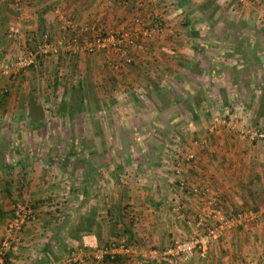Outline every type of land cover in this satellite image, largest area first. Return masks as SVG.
<instances>
[{
  "label": "crops",
  "instance_id": "obj_1",
  "mask_svg": "<svg viewBox=\"0 0 264 264\" xmlns=\"http://www.w3.org/2000/svg\"><path fill=\"white\" fill-rule=\"evenodd\" d=\"M167 1L0 0V61L40 33L70 31L57 10L80 36L118 27L137 36L129 53L45 49L32 66L0 72V238L16 205L33 214L2 264H76L74 253L95 264L89 251L111 239L131 243L142 264H171L151 249L187 238L211 195L226 210L264 212V138L243 134L264 127V0H216L237 26L213 29L178 25L191 17L186 0ZM157 20L173 26L158 30ZM178 128L198 141H168ZM119 256L114 264H126ZM183 264H264V226L225 232Z\"/></svg>",
  "mask_w": 264,
  "mask_h": 264
},
{
  "label": "built area",
  "instance_id": "obj_2",
  "mask_svg": "<svg viewBox=\"0 0 264 264\" xmlns=\"http://www.w3.org/2000/svg\"><path fill=\"white\" fill-rule=\"evenodd\" d=\"M20 0H14L15 5H19ZM57 10V8H56ZM59 19H61L62 28L76 29L74 21L64 16L59 10H57ZM146 31L151 32L153 28H144ZM60 36L56 42H51L47 38V33H42L38 40L33 41V44L27 46L26 49L20 51L9 63L0 62V71L9 74H14L20 69L30 66L35 62L36 56L41 54L45 49H49L51 52L56 53L59 49H66L72 46H77L88 52H92L104 45H114L118 43L119 39L125 36L124 32H114L109 29L103 33H99L93 37L80 36L72 33L67 38ZM213 122L226 125L229 122L227 113H216L213 117ZM250 140L264 138V127L253 126L246 128L243 131ZM184 161H189L194 158L192 151L187 150L182 155ZM179 157L173 164L172 170L176 176H180L182 173V162ZM180 188H184V181L180 179ZM261 213V217L260 216ZM33 218V214L29 208H24L21 205H16L13 208V215L5 225L4 232L0 238V264H2L6 252L12 246V240L15 238V232L20 229L22 224L26 220ZM260 222L264 226V212H259L252 209H237L226 210L219 203L215 195H211L206 200H203V204L199 210L193 215V228L191 234L184 239H174L167 245L163 251L151 249L153 255L160 256L167 259L171 264H183L189 260L192 256L198 258H204L208 246L213 241L218 240L225 232H229L234 228H241L243 230H249L253 224ZM134 246L127 244L123 240L111 239L103 245L90 250L88 257L95 264H104L102 260L107 257L109 260L115 259L119 254H123L128 260L126 264H142V259L137 256ZM145 255H141L144 257ZM71 261L76 264H88L87 259L82 255L72 254Z\"/></svg>",
  "mask_w": 264,
  "mask_h": 264
},
{
  "label": "rangeland",
  "instance_id": "obj_3",
  "mask_svg": "<svg viewBox=\"0 0 264 264\" xmlns=\"http://www.w3.org/2000/svg\"><path fill=\"white\" fill-rule=\"evenodd\" d=\"M154 1V0H153ZM161 2H166L167 0H160ZM165 7L164 9H169L170 10V3L167 1L165 4ZM182 7H181V6ZM186 8L188 9L187 13L189 14V16L191 17H187L186 15L183 16V14L181 15L182 17L179 18V20L177 21V24L181 26L184 25V20L187 19V27H194V26H199L201 28H209V29H213V28H216V27H219V26H226V25H230V17H232V12L231 10H226V8H228L226 5L222 4L221 2H218L216 0H186L184 2H181L179 4V6L181 7V11L184 10L185 6ZM161 8V7H160ZM176 9V8H175ZM168 10V11H169ZM207 12H210L209 15H207ZM191 14V15H190ZM65 16V15H64ZM155 18H158V12L155 13ZM185 18V19H184ZM152 18H149V21L148 23L150 22H154ZM223 19V22L222 20ZM61 20V19H60ZM71 21H73V18L71 19ZM230 21V22H229ZM162 24L158 23V20H157V29L159 30L160 28H162L161 30H168L171 26H173L169 21H163L161 20ZM232 21L231 22V25L232 26H237L236 23ZM233 23V24H232ZM76 25V24H75ZM77 26V25H76ZM64 30H67L68 28H62ZM76 29L78 30V27H76ZM75 29V30H76ZM70 31H66L65 34H64V38H67L68 36H70L73 32L74 34H76L74 31L75 30H71L69 28ZM114 32H124L125 33V36L122 38V39H119L118 40V43L116 44V46H118V49H119V52L120 53H124V52H127L128 50V53L131 51V49H134V45L136 44L135 42V35H131L130 33H128L126 30H124L123 28L121 27H118V28H114L113 29ZM155 34V33H154ZM138 35V34H137ZM41 36V33L34 39L35 40H38ZM148 37V36H147ZM47 38H49L51 42H56L57 38H55V40L53 38H51V36H48L47 34ZM54 40V41H53ZM79 44H77V46H72L70 48H66V50L64 49H59V50H62V51H67V50H76V49H79ZM26 49V48H25ZM24 48H21L20 51H23ZM82 51H84V49H81ZM19 51V52H20ZM86 51V50H85ZM58 52V51H57ZM56 52V53H57ZM43 52H41L42 54ZM54 53V52H53ZM39 56V55H38ZM15 58V56H14ZM11 59L9 61H0L2 63H9L11 61L14 60ZM37 61V56L35 58V62L36 63ZM34 63H32L30 66H32ZM29 67V66H28ZM27 68V67H25ZM24 68V69H25ZM23 69V70H24ZM22 70V69H20ZM18 70V71H20ZM17 71V72H18ZM1 73L5 74V75H8L7 73H4L2 71H0ZM9 75H13V74H9ZM216 113L213 114V116L215 115ZM195 132H190L188 130H183L181 131L179 128L178 130H175V131H172V134L170 135H166V138L168 139V141L172 142L173 144L174 143H183V142H186V141H191L193 143H196L198 141V137L200 135H196L194 134ZM244 134V133H243ZM169 142L165 141L164 144L167 145ZM171 143V144H172Z\"/></svg>",
  "mask_w": 264,
  "mask_h": 264
},
{
  "label": "trees",
  "instance_id": "obj_4",
  "mask_svg": "<svg viewBox=\"0 0 264 264\" xmlns=\"http://www.w3.org/2000/svg\"><path fill=\"white\" fill-rule=\"evenodd\" d=\"M48 40H50V39L48 38ZM5 150H6V147L5 146H3V145L0 146V159L1 160H2L3 153H4ZM127 244H130L131 245V243H127ZM120 259H121V256H119V255H117L115 257V259H113V260H109L107 257H104L103 260H102V263H104V264H114L115 262L119 261Z\"/></svg>",
  "mask_w": 264,
  "mask_h": 264
},
{
  "label": "water",
  "instance_id": "obj_5",
  "mask_svg": "<svg viewBox=\"0 0 264 264\" xmlns=\"http://www.w3.org/2000/svg\"><path fill=\"white\" fill-rule=\"evenodd\" d=\"M260 60L264 61V53L260 55Z\"/></svg>",
  "mask_w": 264,
  "mask_h": 264
}]
</instances>
